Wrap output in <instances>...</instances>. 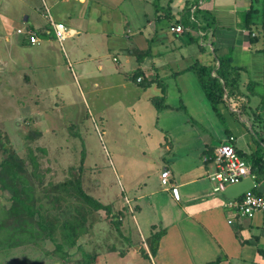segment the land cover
<instances>
[{"label": "crops", "instance_id": "0c3cea01", "mask_svg": "<svg viewBox=\"0 0 264 264\" xmlns=\"http://www.w3.org/2000/svg\"><path fill=\"white\" fill-rule=\"evenodd\" d=\"M200 1L0 0V78L11 84L16 68L29 66L20 59V51H36L31 47L40 46L36 52L44 58V64L40 58L35 61L34 82L48 87L51 80H61V69L73 72L76 66L83 76L91 67L103 72L105 56L114 53V62H120L117 71L122 75V86L133 73L138 84H144L147 90L153 86L158 89L155 94L163 96L169 84L186 73L198 74L196 67H210L211 75L219 78L218 58L231 57V67L239 74L240 92L225 93L218 105L220 115L213 109L223 129L208 120L213 129L206 127L208 133L202 134L184 119L183 128L193 133V138L184 146L173 147L175 152L169 146L171 141L161 143L170 157L159 156L167 162L155 174L156 182L148 179L140 183V189H148L150 196L157 197L156 203L159 200L156 218L161 221L150 225L148 235L141 236L145 243L135 245L132 256L140 258V253L147 250L142 254L150 256L151 264H264V212L252 217L235 213L227 206L231 199L215 193V182L210 178L217 171L214 150L230 136L235 137L234 147L242 155L250 156L261 148L264 152V0ZM47 13L54 22L68 27L69 36L63 43L56 39ZM178 24L184 26V33L172 31ZM21 29L33 31L38 42L32 44L27 35L18 32ZM167 44L180 52L175 62L194 59L196 65L170 71L164 63L157 64L155 59L163 57L161 47ZM54 46L65 52L63 66L53 58ZM230 78L232 84L233 75ZM196 95L201 99V94ZM169 97L167 92L164 99ZM180 102L186 109L188 101L185 103L182 97ZM175 105L165 103L156 108L160 114L163 109L177 108ZM202 105L206 112L207 104ZM200 122L205 124L202 119ZM238 122L244 123L254 137ZM158 130L166 133L168 140L167 129ZM166 171L168 183L163 185L161 175ZM256 187L264 196V183H256ZM143 198L141 195L137 200ZM158 231L164 234L152 257L150 248L144 245L148 246L146 240Z\"/></svg>", "mask_w": 264, "mask_h": 264}, {"label": "rangeland", "instance_id": "374dc122", "mask_svg": "<svg viewBox=\"0 0 264 264\" xmlns=\"http://www.w3.org/2000/svg\"><path fill=\"white\" fill-rule=\"evenodd\" d=\"M54 47L53 58L63 66L65 52ZM172 47H161L164 54L160 60L155 59L157 64L164 63L170 71L196 65L194 59L175 62L180 52ZM31 48L37 51L40 46ZM36 51H20V59L29 66L16 68L11 84L0 78V162L11 152L17 154L23 172L18 185L30 189L31 203L44 222L54 226V239L40 232L33 238L21 233L12 239L0 233V264H81L85 256L94 257L91 264H151L142 254L145 251L140 258L132 256L133 247L145 243L141 236L148 235L150 225L161 221L156 218L159 200L156 203L157 197L150 196L148 189H140V183L156 180L155 174L167 162L159 156L170 157L161 143L171 141L169 146L175 152L173 147L184 146L193 138V133L183 128L184 119L202 134L208 133L206 127L213 129L208 120L214 127L223 125L210 107L198 74L190 71L169 84L167 100V92L161 96L155 94L158 89L153 86L145 89L132 72L128 79L124 77L122 86V75L117 71L120 62H114L116 54L109 53L101 73L91 67L83 76L74 66L73 72L61 69L60 81L51 80L49 87L39 86L34 82V66L37 58L44 64V58ZM178 81L181 84L176 87ZM196 93L202 95L201 99ZM182 97L185 103L188 101L186 109L180 102ZM153 102L176 104L177 108H162L159 114ZM237 124L246 130L244 123ZM158 128L167 129L168 140ZM250 135L254 137L252 132ZM77 184L109 210L96 211L80 196ZM141 195L144 198L137 200ZM5 205H10V196L0 190V206ZM2 219L0 216V222ZM69 230L77 241L75 246L70 245ZM151 237L146 240L148 246L144 245L148 249ZM57 244L62 246L61 252L56 251Z\"/></svg>", "mask_w": 264, "mask_h": 264}, {"label": "trees", "instance_id": "16d2710c", "mask_svg": "<svg viewBox=\"0 0 264 264\" xmlns=\"http://www.w3.org/2000/svg\"><path fill=\"white\" fill-rule=\"evenodd\" d=\"M218 59L220 64L218 71L219 78L213 77L211 75L212 69L207 66L198 67L197 72L199 74L207 99L212 104L215 112L220 115L218 111V105L224 100L225 93L228 92V95L229 93L233 95L235 94L234 91H237L239 94L240 89L238 80L239 74H237L231 67V57H219ZM230 75H233L232 84L230 82ZM231 87L234 88V90ZM154 103L156 104V107L160 108V104H158V102ZM3 149L7 152L5 146H3ZM238 154L244 160L250 162L252 172L255 175V182L258 185L261 184L264 180L263 149H259L256 151V153H253L250 156L242 155L239 152ZM21 170L22 167L19 163L18 156L14 152H11L7 159H4L0 162V190L3 192V194L8 193L10 196V205L0 206V216L3 218L2 222H0V233H5L6 237L12 239L13 237L19 236L21 233L29 235L31 238H33L35 235H38V232H40V234L43 233L46 237L53 241L54 226H49L46 222H44L45 219H43L41 212L37 210L31 203L30 189L27 188L26 185H23L24 188H21L18 185V182H21L23 178V172H21ZM76 189L78 190L80 196L89 202L96 211L109 210V207L85 194V192H83L80 188V184H77ZM253 191L261 195V193L257 190V187H255ZM23 194H25V197ZM72 230L75 231V227H73ZM163 234V231H158L157 233L153 234L149 240V248L152 257H155L157 254ZM68 239L71 246L76 245L77 241L75 238H73L71 230L68 232ZM55 248L57 252H61L63 250L60 244L55 245ZM146 256L147 258H150L148 254ZM93 258V256H85V261L81 264H91ZM217 263L218 262L212 264Z\"/></svg>", "mask_w": 264, "mask_h": 264}, {"label": "built area", "instance_id": "2783aa9c", "mask_svg": "<svg viewBox=\"0 0 264 264\" xmlns=\"http://www.w3.org/2000/svg\"><path fill=\"white\" fill-rule=\"evenodd\" d=\"M47 17L56 39L60 43H63L69 36L68 27L62 22H54L49 13H47ZM172 31L176 33H184L185 28L183 25L178 24L172 28ZM18 32L27 35L32 44L38 42V38L33 31H24L21 29L18 30ZM139 81H141V78ZM234 141L235 137L230 136L226 143L219 145L214 150L213 159L217 171L210 178L215 182V193H224L228 186L239 183L246 178H251L255 182V175L252 172L251 164L238 154L234 147ZM168 176V171L161 175L163 185L168 183ZM253 189H250L241 196L228 201V208L232 209L237 214L248 217H252L258 211L264 212V196L255 193Z\"/></svg>", "mask_w": 264, "mask_h": 264}, {"label": "water", "instance_id": "95a60500", "mask_svg": "<svg viewBox=\"0 0 264 264\" xmlns=\"http://www.w3.org/2000/svg\"><path fill=\"white\" fill-rule=\"evenodd\" d=\"M255 182L251 178H246L239 183L228 186L224 191L223 195L226 199H233L241 196L246 191L253 189Z\"/></svg>", "mask_w": 264, "mask_h": 264}]
</instances>
